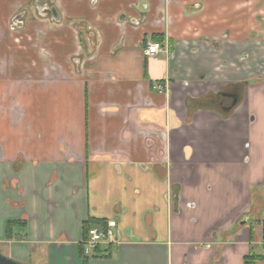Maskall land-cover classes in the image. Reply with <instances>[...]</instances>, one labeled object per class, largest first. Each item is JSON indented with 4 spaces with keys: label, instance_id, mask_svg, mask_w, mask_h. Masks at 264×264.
I'll list each match as a JSON object with an SVG mask.
<instances>
[{
    "label": "crops",
    "instance_id": "crops-1",
    "mask_svg": "<svg viewBox=\"0 0 264 264\" xmlns=\"http://www.w3.org/2000/svg\"><path fill=\"white\" fill-rule=\"evenodd\" d=\"M41 1L0 0V253L83 264L91 218L87 264H264V0Z\"/></svg>",
    "mask_w": 264,
    "mask_h": 264
},
{
    "label": "flooded vegetation",
    "instance_id": "flooded-vegetation-1",
    "mask_svg": "<svg viewBox=\"0 0 264 264\" xmlns=\"http://www.w3.org/2000/svg\"><path fill=\"white\" fill-rule=\"evenodd\" d=\"M41 2H42L41 3V9H42V11H45L46 10V12H47V10H48V12H50L52 14V10L55 8V6L52 3L53 0H45V1L42 0ZM17 14H19V16H17ZM14 15H16L15 18L17 20L22 21L21 17L27 15L26 8L24 6H21L20 9ZM80 27H82L81 24L79 25V28ZM150 41H159V40H154V39H151L150 38ZM148 42L149 41H147L146 44ZM159 42H160V45L162 47L161 41H159ZM145 47H146V45H145ZM145 47H144V50H143L144 51V54H145ZM146 56L147 57H151V56H148V55H146ZM74 59L75 60H78V58H74ZM260 81H262V80H260ZM162 84L161 83H157L154 86V89H156V91L159 92V93H161V92H163L165 90V88H164V84L165 83H162ZM238 90H239V88H235V89H227V88H224V89H221L215 95H213L214 97H212V98L209 97L207 99L208 104L210 106L215 107L220 112V115L223 117L224 116L223 114L225 112H227V111L230 112L236 106V104L239 102L240 97H239V94H238ZM210 102L213 103V104L211 105Z\"/></svg>",
    "mask_w": 264,
    "mask_h": 264
},
{
    "label": "built area",
    "instance_id": "built-area-1",
    "mask_svg": "<svg viewBox=\"0 0 264 264\" xmlns=\"http://www.w3.org/2000/svg\"><path fill=\"white\" fill-rule=\"evenodd\" d=\"M162 49L159 41H149L145 47V54L155 57ZM115 226L114 220H109L103 227L93 226L88 229L86 237L83 238V255H91L93 250L103 241L111 243L113 227Z\"/></svg>",
    "mask_w": 264,
    "mask_h": 264
},
{
    "label": "trees",
    "instance_id": "trees-1",
    "mask_svg": "<svg viewBox=\"0 0 264 264\" xmlns=\"http://www.w3.org/2000/svg\"><path fill=\"white\" fill-rule=\"evenodd\" d=\"M101 223H103V221H95L94 219H88L87 222L84 223L83 227H84V237H86L87 231L89 228L96 226V225H100ZM25 221L21 220V221H13V220H7L6 222V238L7 239H12V238H17L18 236H11V230L12 227L14 226H18V227H22L24 226ZM79 251H80V255H82V263L83 264H87L88 262V258L90 256H95L96 255V251H97V247L93 250V252L91 253V255H83V246L79 245ZM262 256L256 254L253 252V250L250 248V252L244 257V264H253L255 260L261 258Z\"/></svg>",
    "mask_w": 264,
    "mask_h": 264
},
{
    "label": "rangeland",
    "instance_id": "rangeland-1",
    "mask_svg": "<svg viewBox=\"0 0 264 264\" xmlns=\"http://www.w3.org/2000/svg\"><path fill=\"white\" fill-rule=\"evenodd\" d=\"M131 1V0H130ZM44 3V2H43ZM130 3V2H129ZM128 3V4H129ZM57 4H58V1H57ZM37 5H39V6H41V2H37ZM43 5V4H42ZM54 6H55V8L52 10V14H51V20H53V21H55V22H58V23H60V22H66V23H68L69 25H70V28L71 29H75V30H77V31H79V29L77 28L81 23H85L86 21H85V19H83V21H81V19L80 18H78V19H80V20H78V19H75V20H69V19H67L66 17H68L66 14H64V13H61V12H59L58 11V9H57V7H56V4H53ZM58 6V5H57ZM17 16H19V14H17ZM26 16V15H25ZM21 17V16H20ZM22 17H24V16H22ZM21 17V18H22ZM68 18H70V17H68ZM83 18H85V16L83 17ZM76 20H78V21H76ZM72 21H76V22H72ZM71 22H72V25H71ZM29 23H32L33 25H35V23H36V21H34V20H30L29 21ZM81 32H84V30H81ZM91 32H88V34H90ZM25 40V39H24ZM96 227H101V226H99V225H96ZM1 252V251H0ZM3 253V252H2Z\"/></svg>",
    "mask_w": 264,
    "mask_h": 264
},
{
    "label": "water",
    "instance_id": "water-1",
    "mask_svg": "<svg viewBox=\"0 0 264 264\" xmlns=\"http://www.w3.org/2000/svg\"><path fill=\"white\" fill-rule=\"evenodd\" d=\"M0 264H23L17 260H14L10 257H7L5 255H3L2 253H0Z\"/></svg>",
    "mask_w": 264,
    "mask_h": 264
}]
</instances>
